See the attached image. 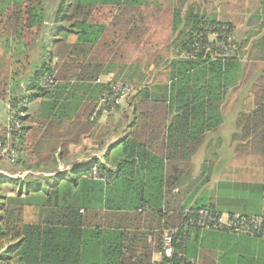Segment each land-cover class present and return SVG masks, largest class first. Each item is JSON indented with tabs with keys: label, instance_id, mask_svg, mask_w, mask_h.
I'll list each match as a JSON object with an SVG mask.
<instances>
[{
	"label": "trees",
	"instance_id": "trees-1",
	"mask_svg": "<svg viewBox=\"0 0 264 264\" xmlns=\"http://www.w3.org/2000/svg\"><path fill=\"white\" fill-rule=\"evenodd\" d=\"M145 1L0 0L8 67L0 101L13 112L0 135V264H217L218 252L264 254L260 235L188 224L198 211L218 214L207 190L214 165L204 162L194 174L193 157L223 126L229 90L249 86L253 101L234 118V153L264 157V32L254 45L263 64L242 63L243 43L230 23L192 8L172 13L168 82L130 84L122 123L111 117L122 103L90 119L110 87L100 78L121 66L124 49L145 41ZM102 8L107 24L97 18ZM84 84L98 85L100 97L76 96ZM123 127L125 137L107 148L103 162L69 157L86 139H100L98 153ZM109 129L113 135L101 140ZM242 216L264 219V212ZM167 229L174 253L155 262Z\"/></svg>",
	"mask_w": 264,
	"mask_h": 264
},
{
	"label": "rangeland",
	"instance_id": "rangeland-1",
	"mask_svg": "<svg viewBox=\"0 0 264 264\" xmlns=\"http://www.w3.org/2000/svg\"><path fill=\"white\" fill-rule=\"evenodd\" d=\"M264 1V0H263ZM149 5V21H151L149 26L148 34L145 37V41L141 47L134 49L133 47H128L121 53L124 62H122L120 67H114L111 69V73L102 76L100 82H128L135 87L145 86V85H155L163 84L168 82L169 60H172L173 49L170 45V40L175 37L173 34L172 27L170 25L172 13H184L188 8H192V11L196 14L202 13L205 16H214L217 20L221 22H228L233 26L234 39L240 43H243L242 48L239 50L241 57L240 62H257L258 66L263 63L256 60V50L254 48L255 40L264 32V13L262 0H146ZM180 4V5H179ZM99 16L97 17L100 21L107 24L108 19L105 14L108 13L107 8H102ZM101 22V23H102ZM181 28V27H180ZM91 32V30H89ZM258 34V35H257ZM71 41L74 40L73 37L69 36ZM2 53L0 50V66L2 63ZM2 70V68H0ZM119 69L121 70L118 73ZM83 89H78L75 91L76 96H83L82 100H92L97 99L101 95V88L95 84H84ZM242 99L243 109H236V101ZM58 101H61L59 99ZM252 97L249 91V86L240 87L237 90H229L226 94L224 103L222 104V114H223V131L222 141L218 143L223 148V152L232 151L231 142H228V133L232 131L233 117L237 115L239 111H249L252 108ZM125 103L120 105V109L112 114V120L117 121L121 116V109ZM33 104L29 105V110L32 109ZM39 111L42 110L38 106ZM8 109V106H7ZM10 110V109H9ZM12 115L13 112L10 111ZM70 114V113H69ZM105 120V118H103ZM102 119V120H103ZM124 120V119H123ZM121 118L116 122V124L122 123ZM114 121V122H115ZM9 122V120H8ZM7 122V124H8ZM115 124V125H116ZM114 125V126H115ZM8 126V125H7ZM4 125H0V135H2V129ZM112 129H109L106 134H103L101 140L108 139L111 137ZM96 142L95 145L92 143ZM86 139L80 145L71 147V152H69V157H76L77 160H81L82 157L96 154L97 143L99 140ZM215 146V141L209 140L207 146L203 149L202 154L198 156V161L201 159L200 156H207L209 161L215 160V156L211 154L214 149H219ZM59 170L63 169V165L59 164ZM66 193L65 191H63ZM74 201L72 198L70 202Z\"/></svg>",
	"mask_w": 264,
	"mask_h": 264
},
{
	"label": "crops",
	"instance_id": "crops-1",
	"mask_svg": "<svg viewBox=\"0 0 264 264\" xmlns=\"http://www.w3.org/2000/svg\"><path fill=\"white\" fill-rule=\"evenodd\" d=\"M2 70L0 69V77H4L7 74V68L3 64ZM123 104V103H122ZM121 104V105H122ZM243 102L242 99L236 101V109L240 110ZM129 106L125 104L121 109L126 113H129ZM240 112V111H239ZM238 112V113H239ZM237 113V114H238ZM10 111L7 109V105L0 101V125L7 127V122L10 118ZM232 124H234V118ZM105 116L100 118L101 123H106L104 120ZM103 119V120H102ZM106 119V118H105ZM115 121V120H114ZM223 126L216 135L209 136L205 145L202 146L196 155L193 157L194 174L199 172L200 166L204 162H211L214 165V175L211 183L208 186V192H211L213 196V203L215 210L220 214H238V215H257L264 212V157H253L245 155H237L233 151V145L231 144L232 151L223 152V148L218 143L222 141ZM234 125L232 131L228 133V142H231V136L234 133ZM127 129L123 127L117 134L109 139L107 145L100 147L97 154L91 155L98 157L103 162V154L107 148L119 140L123 139L126 135ZM215 141V146L219 149H214L211 154L215 156V160L209 161L208 157L198 156L202 154L203 149L207 146L209 140ZM106 144V143H104ZM71 151V147L69 149ZM83 159V158H81ZM217 250V246L213 243ZM258 255L254 257L249 256H237L236 254H225L219 253L216 255L217 264H264V254H260L259 250H256ZM157 256H154V261L157 260ZM225 261V262H224Z\"/></svg>",
	"mask_w": 264,
	"mask_h": 264
},
{
	"label": "built area",
	"instance_id": "built-area-1",
	"mask_svg": "<svg viewBox=\"0 0 264 264\" xmlns=\"http://www.w3.org/2000/svg\"><path fill=\"white\" fill-rule=\"evenodd\" d=\"M106 94H104L92 116L91 120L97 117V114L102 110H109L118 106L132 92L133 87L128 83L111 82ZM3 153V147L0 142V157ZM189 225H197L206 229H228L237 235L254 236L260 235L264 238V219L258 216H242L238 214H212L206 211H198L197 217L188 221ZM162 255L158 256L155 262L162 258L170 259L174 253V231L171 229L164 230L161 236ZM183 258V254H178Z\"/></svg>",
	"mask_w": 264,
	"mask_h": 264
}]
</instances>
